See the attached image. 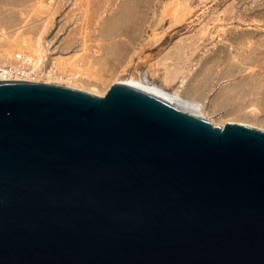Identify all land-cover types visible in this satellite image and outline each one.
Listing matches in <instances>:
<instances>
[{"label":"water","instance_id":"obj_1","mask_svg":"<svg viewBox=\"0 0 264 264\" xmlns=\"http://www.w3.org/2000/svg\"><path fill=\"white\" fill-rule=\"evenodd\" d=\"M132 81L0 82V264H264V131Z\"/></svg>","mask_w":264,"mask_h":264},{"label":"rangeland","instance_id":"obj_2","mask_svg":"<svg viewBox=\"0 0 264 264\" xmlns=\"http://www.w3.org/2000/svg\"><path fill=\"white\" fill-rule=\"evenodd\" d=\"M17 11L27 15L18 33L29 45L0 62L39 52L40 82L75 78L73 86L107 93L134 69L188 96L196 88L214 125L264 131V0H0L1 35H15Z\"/></svg>","mask_w":264,"mask_h":264},{"label":"bare ground","instance_id":"obj_3","mask_svg":"<svg viewBox=\"0 0 264 264\" xmlns=\"http://www.w3.org/2000/svg\"><path fill=\"white\" fill-rule=\"evenodd\" d=\"M20 12L17 11L13 16L11 15L12 16V19L11 20H13L14 25L16 26L15 29H14V31H13V32H15V35L13 34L14 36L13 35L7 36V35H1L0 34V38H3V41H4L3 49L0 50V57H3V58L8 57L12 53V51H14V49H16L17 47H19L21 44H24V42L26 44H28L27 41H24L25 40L24 38L21 39L19 37V35H21V34H19L20 33L19 31L20 30L22 31V29H21L22 26H23L22 23H25V21H27V20H25V17L27 15L26 16H23L22 13H20ZM32 16L34 17V15H32ZM36 16H37V14H36ZM27 24H25V26ZM20 25H22V26H20ZM25 46L26 45H24V47ZM18 52H25L26 54L28 53L29 56H33L34 55V57H38V58H39V56H41V54L39 52L35 54V53H32L31 51H27L26 49H24L22 51H18ZM18 52H16V53L13 54V56L10 59V62L13 61V60H15L16 54ZM81 59H83V58H81ZM83 61H84V59L82 60V63H83ZM49 77H51V76H49ZM89 77H90V75H89ZM132 77H137L138 86H137L136 89H138L140 91H143L145 93H148V94H150V95H152L154 97H157V98H159V99H161V100H163V101H165V102L173 105L174 107L180 109L183 112H188V113H191V114L196 115L198 117H201V118H205L206 119V117L203 114V111H204L203 110L204 109L203 103H200L199 101H197L194 98L195 97L194 95H197L198 94V91H197L196 88H191V91H189L190 92V95L188 96L186 94H183V93H180V92H177V91H173V90H171V89H169V88H167V87H165L163 85H160V83L159 84L158 83H155V82L151 81L147 76L139 77V76H136V75H129V76H126V77H123V78L117 76L115 78V80H113L114 82H112L113 84H111V86L114 85V84H122V85H127L129 87H136L135 81H132ZM49 79L50 78H48V81H49ZM69 79L70 78H68V82L70 80H72V79H70V80ZM74 79H73V81H74L73 84L74 85L79 84L77 82V79L76 80H74ZM48 81L47 82L44 81V83H50ZM7 82H13V81H7ZM73 84L72 85L71 84H68V85L65 84V85H66V87H70V88L82 90V91H85V92H88V93H91V94H94V95H99V96L104 95L106 93V91H107V90L105 91L104 89H103L104 91H102L98 87L93 86V84H92L91 87H90V85H88L89 88H86V89L85 88H80V87H77V86H73ZM58 85H59V83H58ZM88 86H86V87H88Z\"/></svg>","mask_w":264,"mask_h":264},{"label":"built area","instance_id":"obj_4","mask_svg":"<svg viewBox=\"0 0 264 264\" xmlns=\"http://www.w3.org/2000/svg\"><path fill=\"white\" fill-rule=\"evenodd\" d=\"M43 73L42 57L29 56L25 52H18L11 62H0V82H40L39 78Z\"/></svg>","mask_w":264,"mask_h":264},{"label":"crops","instance_id":"obj_5","mask_svg":"<svg viewBox=\"0 0 264 264\" xmlns=\"http://www.w3.org/2000/svg\"><path fill=\"white\" fill-rule=\"evenodd\" d=\"M125 60H126V59H125ZM123 64L125 65V62H124ZM120 68H121V67H120ZM130 72H131V73H130ZM130 72H129V73H130L131 75H133L132 73L134 72V69H133V70H130ZM118 73H119V72H118ZM115 74H117V73H115Z\"/></svg>","mask_w":264,"mask_h":264}]
</instances>
